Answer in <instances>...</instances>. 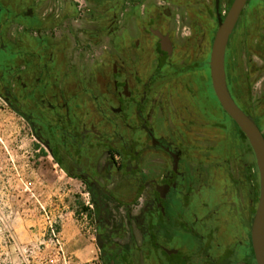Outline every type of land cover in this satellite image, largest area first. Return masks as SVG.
Wrapping results in <instances>:
<instances>
[{
	"label": "flooded vegetation",
	"instance_id": "flooded-vegetation-1",
	"mask_svg": "<svg viewBox=\"0 0 264 264\" xmlns=\"http://www.w3.org/2000/svg\"><path fill=\"white\" fill-rule=\"evenodd\" d=\"M218 2L225 20L235 0H0V98L81 182L103 264H258L260 190L252 183L246 234L242 197L229 202L216 175L234 157L207 139L230 118L248 140L222 106L213 122L208 102L205 23L214 12L218 31ZM238 31L237 68L264 70V0L243 9L226 73ZM197 71H209L211 95L195 102ZM236 103L264 135L261 97L254 112Z\"/></svg>",
	"mask_w": 264,
	"mask_h": 264
},
{
	"label": "rangeland",
	"instance_id": "rangeland-1",
	"mask_svg": "<svg viewBox=\"0 0 264 264\" xmlns=\"http://www.w3.org/2000/svg\"><path fill=\"white\" fill-rule=\"evenodd\" d=\"M205 25L212 26L214 41L217 31L214 12L211 21ZM188 32L186 29L184 34ZM239 40L238 31L232 39L228 55V87L234 100L254 112L259 97L264 103V70L254 72L250 67L242 70L237 68L239 61L243 63L246 52L242 46L239 47ZM208 52L204 58L209 59ZM258 63L264 69L263 62ZM204 79L210 81L209 71H197L194 76V85L197 87L195 102L201 96L204 99L211 95L203 88ZM209 99L213 122L220 121V116L215 114L218 113L217 109L221 111L222 108L213 86L212 99ZM208 130V143L213 148L214 145H221L222 151L228 150L229 156L234 157L230 158L229 170L225 171L226 164L220 165L223 169L216 168V175L227 186L231 199L229 202L234 201L231 198L233 192H238L242 197L240 202L244 209L247 234L252 183L258 192L260 190L255 153L248 140L242 142L238 139L236 125L230 118L225 130ZM232 163H236L235 167ZM253 166L255 176L250 170ZM236 167L237 170H243V178L237 173ZM231 176L234 177L233 183ZM237 177L240 179L239 187L234 183ZM85 194L81 182L61 169L34 136L29 123L0 98V264H103L95 240L94 216L87 206L90 199ZM255 203L257 208L258 199Z\"/></svg>",
	"mask_w": 264,
	"mask_h": 264
},
{
	"label": "water",
	"instance_id": "water-1",
	"mask_svg": "<svg viewBox=\"0 0 264 264\" xmlns=\"http://www.w3.org/2000/svg\"><path fill=\"white\" fill-rule=\"evenodd\" d=\"M248 0H235L225 20L220 14L219 2L217 31L211 54V78L215 95L224 111L246 135L255 153L260 173V197L252 220V241L258 264H264V135L251 115L246 114L234 100L228 87L226 53L230 36Z\"/></svg>",
	"mask_w": 264,
	"mask_h": 264
},
{
	"label": "built area",
	"instance_id": "built-area-1",
	"mask_svg": "<svg viewBox=\"0 0 264 264\" xmlns=\"http://www.w3.org/2000/svg\"><path fill=\"white\" fill-rule=\"evenodd\" d=\"M55 233V231L53 230V234Z\"/></svg>",
	"mask_w": 264,
	"mask_h": 264
}]
</instances>
